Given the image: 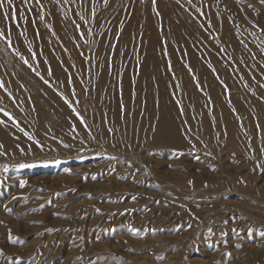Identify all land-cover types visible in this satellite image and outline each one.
Returning <instances> with one entry per match:
<instances>
[{"label":"rangeland","instance_id":"1","mask_svg":"<svg viewBox=\"0 0 264 264\" xmlns=\"http://www.w3.org/2000/svg\"><path fill=\"white\" fill-rule=\"evenodd\" d=\"M113 1L0 10V264H264V5Z\"/></svg>","mask_w":264,"mask_h":264},{"label":"bare ground","instance_id":"2","mask_svg":"<svg viewBox=\"0 0 264 264\" xmlns=\"http://www.w3.org/2000/svg\"><path fill=\"white\" fill-rule=\"evenodd\" d=\"M130 2H132L131 0H114L113 1V3H112V7H111V11H110V14H108V19H110L109 20V22L111 23V25H110V27L108 28L109 29V31L111 32H113L114 31V29H115V31L114 32H116V30H117V25L119 24V20H121L120 19V17H121V15H122V13H123V11H126L125 9H126V7H127V5L128 4H130ZM137 2V5L139 6V4H138V0H136L135 1V3ZM161 4V3H160ZM140 8H141V6H140ZM133 11L131 12V17H133V19H134V21L137 23L136 25H138V23L141 25L145 20H144V18L142 19L141 18V15H140V10H139V8H135V7H133ZM124 14V13H123ZM127 14V13H126ZM111 17H110V16ZM113 15V16H112ZM118 15V16H117ZM125 15V14H124ZM140 15V16H139ZM58 17V13H57V15L55 14V17ZM126 17H127V15H126ZM28 18V17H27ZM117 19H118V21H117ZM113 25V26H112ZM135 25V27L137 28V26ZM125 30H126V32L128 33V32H130L131 30H132V28H131V25L130 26H126L125 27ZM145 30H146V28H145ZM108 31V32H109ZM153 92V91H152Z\"/></svg>","mask_w":264,"mask_h":264},{"label":"snow or ice","instance_id":"3","mask_svg":"<svg viewBox=\"0 0 264 264\" xmlns=\"http://www.w3.org/2000/svg\"><path fill=\"white\" fill-rule=\"evenodd\" d=\"M153 2H155V0H153ZM261 5H264V0H259ZM5 3L8 5V8H5ZM105 3H107V0H105ZM12 9L11 13L8 11V9ZM0 10H3V18L5 20L8 19H14L16 16V9L13 7V0H0ZM256 24H253V27H256ZM261 30H264V27H262ZM5 35L4 32H0V38H3ZM25 63H27V61H25ZM65 147H67V145H64ZM0 147H2V145H0ZM261 152L264 153V148L261 149ZM3 154V153H0ZM31 165H21V167H30ZM260 167V166H257ZM255 170V169H254ZM243 182V181H241Z\"/></svg>","mask_w":264,"mask_h":264}]
</instances>
